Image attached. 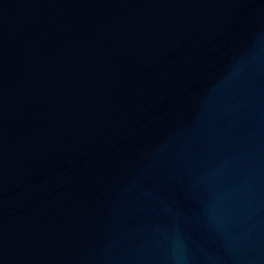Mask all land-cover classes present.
<instances>
[{"label": "water", "instance_id": "water-1", "mask_svg": "<svg viewBox=\"0 0 264 264\" xmlns=\"http://www.w3.org/2000/svg\"><path fill=\"white\" fill-rule=\"evenodd\" d=\"M0 264H264V0H0Z\"/></svg>", "mask_w": 264, "mask_h": 264}]
</instances>
